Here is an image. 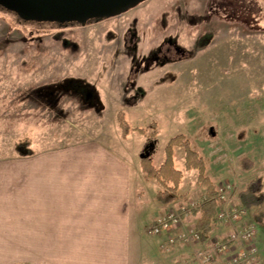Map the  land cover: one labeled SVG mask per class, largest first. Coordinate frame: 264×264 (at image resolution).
I'll use <instances>...</instances> for the list:
<instances>
[{"label": "rangeland", "instance_id": "obj_1", "mask_svg": "<svg viewBox=\"0 0 264 264\" xmlns=\"http://www.w3.org/2000/svg\"><path fill=\"white\" fill-rule=\"evenodd\" d=\"M208 1L144 0L84 25L22 21L0 10V156L104 138L131 163L132 221L146 226L161 209V185L145 177L141 157L160 166L177 134L205 159L214 185H234L235 206L249 180L260 176L264 189V19L252 30L219 12L209 22L193 18L201 19ZM174 40L187 51L163 59ZM150 53L152 63H141ZM54 83L64 91L44 88ZM120 113L130 126L125 137ZM242 157L253 160L252 169L241 168ZM173 163L183 173L173 205L188 206L204 186L197 170L185 167L181 146L173 148ZM243 219L264 228L248 210ZM146 234L149 242L161 236Z\"/></svg>", "mask_w": 264, "mask_h": 264}, {"label": "crops", "instance_id": "obj_2", "mask_svg": "<svg viewBox=\"0 0 264 264\" xmlns=\"http://www.w3.org/2000/svg\"><path fill=\"white\" fill-rule=\"evenodd\" d=\"M131 170L96 137L0 156V264H214L195 257L194 241L168 242L197 216H183L148 241L150 225L132 221ZM177 200L161 205L157 216ZM263 231L257 229L259 256L251 264H264Z\"/></svg>", "mask_w": 264, "mask_h": 264}, {"label": "trees", "instance_id": "obj_3", "mask_svg": "<svg viewBox=\"0 0 264 264\" xmlns=\"http://www.w3.org/2000/svg\"><path fill=\"white\" fill-rule=\"evenodd\" d=\"M237 3L234 1L230 14H239L236 7ZM210 9H206V15L202 14L201 19L209 18L212 15L217 14L215 11L210 12ZM200 18V14L198 15ZM61 86L58 84H49L44 88L49 90H60ZM39 91V90H38ZM66 92V91H65ZM46 92H44L45 94ZM118 123L121 129V135L125 137L129 130V123L126 121L123 113L118 115ZM154 124V123H152ZM135 129L142 132L144 129L135 127ZM27 141L28 139H24ZM175 146H181L185 152V167L187 169L194 168L197 170V181L204 186V192L198 197L199 204L190 209L189 214L197 216V219L193 227L200 233L201 240H205L209 237L210 232L217 224L215 219V212L218 207L219 201L216 193V185L212 182L209 176L206 175V162L200 153L191 148L189 142L183 134H177L171 137L165 145V158L160 166L155 167L151 158L148 155L141 157V169L145 177L148 179H155L161 188L157 190L155 198L161 205H169L173 203L178 197V189L180 181L183 177V173L180 169H177L173 163V148ZM33 150L17 153L19 155L32 154ZM240 166L244 170H250L254 166L252 159L248 157H242L240 159ZM263 179L257 176L248 181L243 189H241L236 195V204L239 207L245 208L251 212L252 218L256 222L264 221V189Z\"/></svg>", "mask_w": 264, "mask_h": 264}, {"label": "built area", "instance_id": "obj_4", "mask_svg": "<svg viewBox=\"0 0 264 264\" xmlns=\"http://www.w3.org/2000/svg\"><path fill=\"white\" fill-rule=\"evenodd\" d=\"M233 187L234 185L228 181L216 186V193L221 204L215 214L218 222L232 224L233 228L220 238L209 239L205 249L196 250L195 257L199 260H214L217 264H249L258 257L259 249L255 243L256 226L252 222L244 221L246 209L231 203L230 195ZM198 203V201L192 200L188 206L181 204L177 208H170L154 220L151 230L154 233H159L177 226L183 212L187 211L188 207L197 206ZM176 238L199 243L200 233L195 229H190L188 234L180 233L177 237H170L169 241L174 242Z\"/></svg>", "mask_w": 264, "mask_h": 264}, {"label": "water", "instance_id": "obj_5", "mask_svg": "<svg viewBox=\"0 0 264 264\" xmlns=\"http://www.w3.org/2000/svg\"><path fill=\"white\" fill-rule=\"evenodd\" d=\"M144 0H0V10L12 12L22 21L78 23L111 17Z\"/></svg>", "mask_w": 264, "mask_h": 264}, {"label": "flooded vegetation", "instance_id": "obj_6", "mask_svg": "<svg viewBox=\"0 0 264 264\" xmlns=\"http://www.w3.org/2000/svg\"><path fill=\"white\" fill-rule=\"evenodd\" d=\"M234 1L237 3L236 7L239 11V14L236 15L229 13V11L232 9L230 8V5L232 6ZM208 2L209 3L206 8L210 9L209 10L210 12L215 11L217 13L218 11H220L222 13V18L225 22L234 23L243 28H248L252 30L259 28L262 24L261 23L262 19H264V0H209ZM15 17L18 18L16 15ZM192 17L202 20V22L205 21L209 22L208 20L211 19V17L206 19H200L198 17V14L192 15ZM39 23H45V22H39ZM64 24L68 25L70 23H64ZM263 24H264V20H263ZM168 38L170 39V37ZM167 43L168 45L163 53V59L170 60L172 59V56L170 55L173 54L183 55L187 51L186 49H183L182 47L178 46L175 40L173 44L169 42ZM176 46L180 48V51L176 49ZM150 57H151V53L149 56L147 55L143 57L141 63L146 62L145 63L146 65L147 64L150 65L152 63ZM156 58L157 56L155 54V59Z\"/></svg>", "mask_w": 264, "mask_h": 264}]
</instances>
